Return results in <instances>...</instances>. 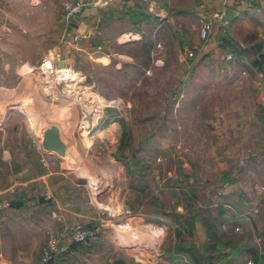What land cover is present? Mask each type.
<instances>
[{"label":"rangeland","instance_id":"rangeland-1","mask_svg":"<svg viewBox=\"0 0 264 264\" xmlns=\"http://www.w3.org/2000/svg\"><path fill=\"white\" fill-rule=\"evenodd\" d=\"M188 3L193 0H166L165 14L157 7L151 12L140 7L149 19L137 25L129 16L107 19L89 42H83L80 47L86 53L81 52L75 62L76 72L117 108H108L103 121L81 143H71L74 110L65 103L55 109L31 92L20 101L37 105L39 123L59 126L70 147L64 170L87 186L99 205L121 196L118 179L127 180L126 173L146 177V191L159 179L154 198L147 202L154 204L162 203L165 189L175 186L168 173H186L198 178L187 190L195 192L200 202L202 192L208 191L210 202H228L231 207L225 211L220 237L233 255L219 264H264V151L258 150L264 147V119L259 120L264 104L258 102L264 99V78L249 67L255 46L264 47V14L239 13L221 28V35L230 38L242 55L218 48L214 59H200L199 16L197 9L183 6ZM61 7L62 1L60 11ZM123 30L139 34V40L131 36L120 40ZM190 51L198 58L189 60ZM106 123L109 129L101 132ZM115 153L126 173L117 165ZM225 184L231 191L217 195ZM93 192L107 200H96ZM191 204L189 211L197 208L208 222L216 217V208Z\"/></svg>","mask_w":264,"mask_h":264},{"label":"crops","instance_id":"crops-1","mask_svg":"<svg viewBox=\"0 0 264 264\" xmlns=\"http://www.w3.org/2000/svg\"><path fill=\"white\" fill-rule=\"evenodd\" d=\"M61 1L76 0H0V264H43L40 262L41 248L51 242L64 247V251L45 264H114L116 261L123 264H194L190 249L206 256L203 249L207 236L201 222L203 216L198 214L201 212L197 208L189 211L191 203L216 208L218 215V207L223 208L224 214L227 209L231 210L228 202H210L208 191L202 192L200 202L195 192L187 190L198 178L186 173H168L175 186L165 189L167 198L162 203H147L154 198L153 189L159 179L150 183L151 191H146L149 185L146 177L126 173L122 159L115 153L117 165H122L128 179L123 176L122 180L118 179L122 194L117 200L99 205L89 188L64 170L70 147L59 126L51 124L57 126L66 147L62 158L46 154L39 147L41 132L51 125L44 126L37 121L40 113L37 105L33 106L32 116L23 111L25 105L17 107L20 99H26V92H31L33 98L46 100L31 74L54 47L57 46L66 61L74 66L81 52L86 53V48H81L83 42H89L95 36V30L107 19H121L127 10L136 7L148 8L150 12L157 7V12L164 13L162 7L167 6L166 0H112L102 7L93 6L95 0H84L87 5L74 22L77 27L84 23L90 36L81 37L74 47L65 43L69 36L63 26ZM224 4L225 0H193L183 6L197 9L198 16L208 17L221 10ZM227 6L234 8L238 15L255 10L264 14V0H235ZM221 28L223 26L217 25L207 43L202 45L200 59H214L224 30ZM119 36L120 40L125 36L135 40L140 38L139 34H131L129 30H123ZM258 102L264 104V99ZM263 119L264 116L259 115V120ZM71 120L74 130L76 119L73 114ZM261 126L264 127V123ZM108 127L101 132H106ZM258 150L264 151V147ZM122 154L123 158L128 157L124 152ZM42 159L46 160V167L42 165ZM151 173L157 174L154 170ZM230 191L228 184L221 188L223 196ZM44 193H49L51 198L44 199ZM93 195L96 200L104 198L94 192ZM109 203L113 205L110 207ZM125 209L132 215L125 216ZM190 217L192 229L188 232ZM73 222L100 227V237L93 243H73L67 231ZM231 258L227 255L224 260ZM199 264H203V260Z\"/></svg>","mask_w":264,"mask_h":264},{"label":"built area","instance_id":"built-area-1","mask_svg":"<svg viewBox=\"0 0 264 264\" xmlns=\"http://www.w3.org/2000/svg\"><path fill=\"white\" fill-rule=\"evenodd\" d=\"M232 1L235 0H225L224 7H228L227 5ZM86 5L84 0L62 2L61 16L64 30L66 32L68 29L71 30L65 43L71 47L76 46L82 37L77 33V25L74 21ZM220 14L221 10L215 11L208 17L199 16L197 35L201 44H205L209 40ZM73 24L75 27H73ZM187 58L195 60L197 56L190 51L187 53ZM226 58L231 59V55L228 54ZM61 61L64 62V66L58 67L57 64ZM31 75L41 95L46 100L52 103H65L66 106L74 110L73 116L76 122L73 131L74 135L80 140L88 137L99 126L108 108H117V103L102 99L93 92L91 87L84 83L74 66L66 61L57 46L38 62ZM42 165L47 166L46 160L42 159ZM217 195H221V191H218ZM43 197L46 200L51 198L49 193H44ZM123 212L125 216L132 215L129 209H125ZM67 231L71 241L75 244L93 243L98 240L101 234L100 227H88L80 222L69 224ZM63 251L64 247L56 242L48 243L41 248L40 262L43 264L48 263Z\"/></svg>","mask_w":264,"mask_h":264},{"label":"trees","instance_id":"trees-1","mask_svg":"<svg viewBox=\"0 0 264 264\" xmlns=\"http://www.w3.org/2000/svg\"><path fill=\"white\" fill-rule=\"evenodd\" d=\"M140 7H136L132 11H126L125 16H129L131 18V22L135 25L139 24L140 22H145L149 19L148 16H146L144 13L139 11ZM230 24V23H229ZM227 24V26L229 25ZM225 26V27H227ZM73 27L75 25L73 24ZM138 33V30H135ZM71 30L68 29L66 32V35L69 36ZM218 48L222 50H230V51H238V48L232 43L230 38H227L226 35H221L219 38V45ZM256 55L250 59L249 67L252 69L255 73L260 74L264 78V47L262 44H259L255 46ZM239 54H243L242 51H238ZM109 123L105 124V127H107ZM103 128V129H104ZM224 210L222 207H218V215L212 220V222H208L204 217H201V222L205 228V233L207 236V244L205 245L203 249V253L206 254V256H203L199 254L198 250L190 249V255L193 258L194 264H199L201 260L205 262L206 264H215V260L219 259H225L227 255H233V249L231 248L228 252H226V249H224V243L220 235H222V231L220 229V226L224 222L223 219ZM192 217H190L187 221V227L189 229L188 232L192 229ZM231 228V227H230ZM232 229V228H231ZM235 229V228H234ZM250 253H253L254 259H257L256 253L253 251H250ZM114 264H123L122 261H116ZM258 264V263H256Z\"/></svg>","mask_w":264,"mask_h":264},{"label":"water","instance_id":"water-1","mask_svg":"<svg viewBox=\"0 0 264 264\" xmlns=\"http://www.w3.org/2000/svg\"><path fill=\"white\" fill-rule=\"evenodd\" d=\"M110 1L112 0H95L93 6H106ZM232 6L234 7L235 5L233 4ZM237 15L238 12L234 8L223 7L221 9L220 18L217 21V25L225 27L227 26V24L231 23ZM86 30L87 27L84 23L79 24V26L77 27V33L82 37L90 36V33H88ZM57 66L63 67L64 62H59ZM39 147L46 154H53L59 158L64 157L66 147L60 139L59 130L57 126L51 125L43 131Z\"/></svg>","mask_w":264,"mask_h":264},{"label":"bare ground","instance_id":"bare-ground-1","mask_svg":"<svg viewBox=\"0 0 264 264\" xmlns=\"http://www.w3.org/2000/svg\"><path fill=\"white\" fill-rule=\"evenodd\" d=\"M51 104V107H54L55 109L57 108H59L60 107V105H62L63 103L61 102V104L60 103H50ZM64 105V104H63ZM21 106H24V104H20V102H19V104L17 105V107H21ZM26 114H28V115H30V116H32L33 114H34V112H35V109L33 108V106H26L25 108H24V110H23ZM42 133L43 132H41V137H42ZM72 137H73V140L71 141V143L72 142H75V143H79L80 141L79 140H76L77 139V137L76 136H74V134H73V132H72ZM84 141V140H83ZM81 143V142H80ZM71 146V145H70ZM91 163H93V162H91ZM90 163V164H91ZM97 167V166H96ZM106 168V167H105ZM94 179V178H93ZM95 179H97V178H95ZM97 182V181H96ZM113 204L112 203H109L108 204V206H112Z\"/></svg>","mask_w":264,"mask_h":264}]
</instances>
